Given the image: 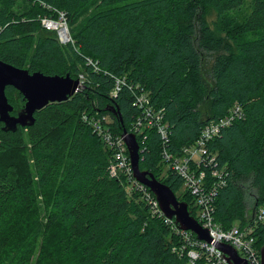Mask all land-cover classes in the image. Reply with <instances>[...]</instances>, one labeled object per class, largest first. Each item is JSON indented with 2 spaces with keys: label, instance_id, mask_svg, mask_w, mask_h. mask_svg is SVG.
Returning <instances> with one entry per match:
<instances>
[{
  "label": "trees",
  "instance_id": "1",
  "mask_svg": "<svg viewBox=\"0 0 264 264\" xmlns=\"http://www.w3.org/2000/svg\"><path fill=\"white\" fill-rule=\"evenodd\" d=\"M245 2L0 0L1 61L29 73L85 78L81 92L36 112L31 127L7 132L0 123V264H32L56 226L78 249L73 264H188L172 251L179 238L171 227L152 217L121 177H110L111 151L82 120L108 116L113 133L128 132L137 109L127 86H137L162 110L175 153L234 104L242 107L243 118L209 147L229 174L214 203V221L223 230L250 226L257 248L264 245V224L253 225L264 205V0H253L232 34L222 27L223 18ZM92 6L95 12L74 33L73 45L59 44L55 33L40 26L51 7L66 14L73 32ZM207 9L216 12L211 26L197 22ZM88 57L98 61V72L87 65ZM116 78L126 86L112 97ZM5 94L15 115L23 98L11 87ZM113 108L118 115L109 113ZM136 140L143 149L139 169L176 196L182 181L168 169L163 174L156 132L146 130ZM41 196L48 203L44 226L33 217ZM176 198L193 217L189 193Z\"/></svg>",
  "mask_w": 264,
  "mask_h": 264
},
{
  "label": "built area",
  "instance_id": "2",
  "mask_svg": "<svg viewBox=\"0 0 264 264\" xmlns=\"http://www.w3.org/2000/svg\"><path fill=\"white\" fill-rule=\"evenodd\" d=\"M47 9L50 11L49 14L40 18L41 28L55 33L59 44L73 45L74 42L67 28L66 14L51 7H47ZM86 62L94 72L99 71L98 61L88 57ZM84 79L82 74L78 76L77 93L84 89ZM124 86H126L125 79L116 78L111 96L115 97ZM127 87L133 96L137 114L131 123L130 130L126 132L133 134L135 138L143 135L146 130L156 132L160 141L161 160L165 168L182 181V187L193 198L197 215L193 214L192 218L207 230L212 243L208 244L198 240L196 234L191 231L180 230L173 219H168L162 214L154 195L133 177L128 151L123 141V132L121 134L113 133L111 130L112 121L108 116L89 117L83 115L84 123L111 151L112 157L108 168L110 177H121L125 182L127 192L139 194L152 217L162 219L165 225L171 227L179 238V244L172 251L178 256L185 255L188 264H196L200 260H203L205 264H228L223 252L217 248L219 244L231 246L238 256L243 257L248 264H260V249L256 246L255 238L252 236L253 229L250 226L244 228L233 226L228 230H223L214 221V203L219 191L226 186L229 174L225 167L217 166L215 154L209 147L223 129L243 118L242 107L234 104L225 116L205 124L192 143L175 153L170 150V129L163 121L162 110L154 109L147 93L137 86ZM145 139L144 135L140 142L143 143ZM142 150L139 145L140 153ZM256 224H264V205L259 206L256 210L253 225Z\"/></svg>",
  "mask_w": 264,
  "mask_h": 264
},
{
  "label": "water",
  "instance_id": "3",
  "mask_svg": "<svg viewBox=\"0 0 264 264\" xmlns=\"http://www.w3.org/2000/svg\"><path fill=\"white\" fill-rule=\"evenodd\" d=\"M7 87L15 89L24 101L22 109L15 115L12 114L14 108L5 94ZM78 88V80L72 79L69 75L50 76L41 72L29 73L25 69L0 60V123L3 124V130L15 132L19 127H31L35 122L36 112L48 104L66 101L78 92ZM108 111L114 116L119 114L116 108ZM122 136L128 151L133 177L154 195L162 214L168 219H173L180 230L191 231L196 234L198 240L212 243L207 230L189 215L187 204L178 201L173 191L152 174L139 169L140 151L135 136L126 131H123ZM217 248L223 252L228 264H248L231 246L219 244ZM260 264H264V245L260 248Z\"/></svg>",
  "mask_w": 264,
  "mask_h": 264
},
{
  "label": "rangeland",
  "instance_id": "4",
  "mask_svg": "<svg viewBox=\"0 0 264 264\" xmlns=\"http://www.w3.org/2000/svg\"><path fill=\"white\" fill-rule=\"evenodd\" d=\"M253 0H246L245 5L237 10L234 13L226 15L222 22L223 31L227 34H232L231 27H235L241 19L250 11L252 6ZM95 12L94 7H89L87 11L83 14L80 19V24L75 26L74 31L71 32V28L68 25V32L73 38L74 33L78 32L81 25L84 23L86 18ZM205 20V22L211 26L213 22L216 20V12L211 10H206L201 14V17L197 20L199 21ZM214 57H207L206 61V69L209 70L211 64L213 62ZM166 168H164L163 174L165 175ZM186 193L184 188L182 187L177 193L176 196L179 199H182V196ZM253 194L249 195L246 198V205L249 209L252 207L253 203ZM47 198L41 196L39 198V209L36 212V215L33 217L38 218L40 224L44 226L47 218ZM193 208L194 216L197 215V209L195 208L193 198L190 199V206L189 208ZM79 257L78 249L75 244L71 243L68 237L64 234L63 230L56 226L53 231L51 232L50 236L45 240L42 241L39 245L38 251L36 256L34 257L32 264H73L74 261Z\"/></svg>",
  "mask_w": 264,
  "mask_h": 264
}]
</instances>
